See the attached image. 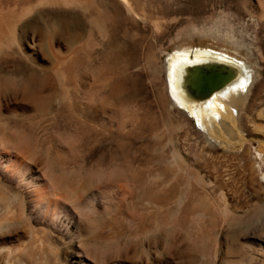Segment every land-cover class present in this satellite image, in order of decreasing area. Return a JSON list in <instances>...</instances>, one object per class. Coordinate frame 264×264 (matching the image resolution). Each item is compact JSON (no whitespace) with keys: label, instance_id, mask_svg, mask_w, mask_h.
Returning a JSON list of instances; mask_svg holds the SVG:
<instances>
[{"label":"rangeland","instance_id":"obj_1","mask_svg":"<svg viewBox=\"0 0 264 264\" xmlns=\"http://www.w3.org/2000/svg\"><path fill=\"white\" fill-rule=\"evenodd\" d=\"M86 1L67 6L62 0L0 1L5 17L46 2L21 19V25L32 22V26L25 29L20 49L15 46L10 51L16 56L12 63L0 55V128L29 146L41 173L70 185L78 175L81 183L92 187V192L80 189L85 196L81 210H76L75 197L69 195L58 211V221L45 218L42 204L28 208L38 219L39 246L24 264H264V0H139L138 5L149 2L146 36L153 50L143 48V59L132 71L139 68L146 74L145 93L134 101H128L125 93L114 94L108 81L107 68H118L117 48L106 54L110 66L103 71L85 70L87 50L74 54L89 35L84 33L80 42L64 23L89 13L108 18L118 11L113 0H90L88 9ZM90 49L94 52L97 47ZM182 49L230 54L256 72L248 99L236 113L235 131L240 135L231 136L228 120L221 119L224 125H214L221 139L215 140L174 106L167 84L168 57ZM75 55L79 59L76 98L99 107L97 121L105 129L99 144L87 133L90 124L67 109L59 84L58 66L67 69ZM34 73L39 80L32 85L28 77ZM51 96L53 102L47 103L44 99ZM141 106L151 108L159 118L167 158L178 151L203 178L205 186L193 182L200 193L196 201L188 194L190 180L183 175L181 190L159 212L147 198L124 195L123 187L132 183L110 184L97 159H84L96 146L116 148L122 135L119 123L134 110L141 111ZM2 164L0 185L8 187L6 198L12 201L14 185ZM72 168L82 172L70 174ZM100 185L107 193L98 194ZM18 232L12 239L0 240V246H25L28 235L25 229ZM71 235L75 240L70 241Z\"/></svg>","mask_w":264,"mask_h":264},{"label":"bare ground","instance_id":"obj_2","mask_svg":"<svg viewBox=\"0 0 264 264\" xmlns=\"http://www.w3.org/2000/svg\"><path fill=\"white\" fill-rule=\"evenodd\" d=\"M62 1L66 6L78 3L77 0ZM89 1L87 0L85 3L87 9L90 6ZM113 1L116 9H118L114 16L104 18L101 15L95 16L89 13L83 19L75 18L72 22L64 23V27L71 30L73 36L78 40L80 39V42L84 33L89 35L88 40L84 43L82 41V45L76 46L74 51V54H78V49L82 52L87 50L88 60L83 63L85 70L92 72L94 69L97 71L105 70L104 67L110 66L105 57L106 54L117 48L118 68L116 70L107 68V72L110 71L108 81L114 94L125 93L128 101H134L144 92L143 79L146 74L139 68L137 72L132 71L139 67V62L143 59L140 57L143 48L148 47L149 51L153 50L146 36V29L149 27L147 23L151 22L146 9L149 2L138 5L139 0ZM45 3L28 7L19 14L11 13L9 17H5L4 13L0 12V55L6 63H12L16 57H14L15 54L12 56V50L15 46L20 49L21 41L25 36V29L32 26V22L21 25V19ZM158 6L161 7L160 10H163L165 5L158 2ZM6 13L8 12L6 11ZM137 18L142 23L138 22ZM91 45L97 47L94 52L88 51ZM75 56L72 57L73 60L69 67L66 65L67 69L63 70L58 66L59 79H61L59 84L64 100L67 101V109L72 110L79 121L90 124L91 130L88 129L89 132L87 133L91 135L92 141L99 144V137L105 132L104 126L97 121L100 109L97 106L85 105L76 98L78 89L75 84H77L76 78L79 77L75 73V68L79 59L77 55ZM147 57H150L149 54ZM168 58L167 84L169 92L176 100V102L172 100L174 106L192 119L200 131L209 134L215 140L221 139V135L216 133L214 127L221 119L228 120L231 136L239 134L238 131H235L238 130L236 113L241 104L248 99L253 80L256 78V72L252 67L230 54L207 49H182L170 54ZM114 59L113 61H115ZM60 65L62 66V64ZM178 66L185 67L179 72ZM93 67L95 68L92 69ZM17 72L20 73V69ZM87 75L89 76V73ZM37 80L39 77L36 73L28 77V81L32 85H35ZM103 83L105 84V81ZM241 84L243 87L239 86ZM44 100L47 103H52L54 97L51 96ZM157 107L160 108L159 105ZM141 108V111L134 110L133 113L127 114L119 123L118 129L122 135L118 139L116 148L106 150L105 147L101 146L93 147L94 149L84 159H97V165L105 172L110 184L116 181L132 183V186L126 184L123 187L124 195L147 198L159 212L169 206L168 200L176 195V191L183 185V175L190 180L187 183L188 194L196 201L200 193L193 182L205 186L203 178L185 163L178 151L173 150L170 160L167 158L166 146L163 142V129L159 118L152 112L151 108L145 106H141ZM161 108L164 109L162 106ZM161 117H163L162 113ZM163 119L161 118V120ZM219 124L224 125L220 122ZM28 148V145L24 147L16 142L13 136H9L0 128V163L1 161L4 163L2 169L12 179L11 182L14 187L10 190L15 194L14 200H7L8 187L0 185V240L12 239L22 229H25L28 235L25 246L17 248L0 246V264H24V261H29L35 251L38 250L39 235L36 228L38 219L33 212L28 213L29 207L35 208L42 204L45 207V218L50 221H58V211L65 204L64 202L68 201L69 195L75 197L76 210H81L85 205V196L80 189L84 188L88 192H92V187H87L81 183L78 175H74V184L70 185L60 183L62 180L54 181L47 174L41 173L35 167L37 160L33 159L32 152ZM72 169L70 174L82 172V169L78 171ZM107 190L100 185L98 194L103 195L107 193ZM221 197L224 201L226 200L223 192ZM233 218L236 219V216ZM72 236L70 241L75 240V236Z\"/></svg>","mask_w":264,"mask_h":264},{"label":"water","instance_id":"obj_3","mask_svg":"<svg viewBox=\"0 0 264 264\" xmlns=\"http://www.w3.org/2000/svg\"><path fill=\"white\" fill-rule=\"evenodd\" d=\"M170 94H171V92H170ZM171 97H172L173 101H174V102H176V100H175V98L173 97V95H172V94H171Z\"/></svg>","mask_w":264,"mask_h":264},{"label":"snow or ice","instance_id":"obj_4","mask_svg":"<svg viewBox=\"0 0 264 264\" xmlns=\"http://www.w3.org/2000/svg\"><path fill=\"white\" fill-rule=\"evenodd\" d=\"M240 87H243V84L239 85Z\"/></svg>","mask_w":264,"mask_h":264}]
</instances>
